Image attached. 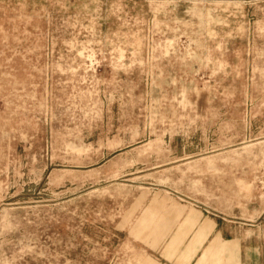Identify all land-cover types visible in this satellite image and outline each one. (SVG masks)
Instances as JSON below:
<instances>
[{
  "label": "rangeland",
  "instance_id": "obj_1",
  "mask_svg": "<svg viewBox=\"0 0 264 264\" xmlns=\"http://www.w3.org/2000/svg\"><path fill=\"white\" fill-rule=\"evenodd\" d=\"M246 230L264 0H0V264H220Z\"/></svg>",
  "mask_w": 264,
  "mask_h": 264
},
{
  "label": "crops",
  "instance_id": "obj_2",
  "mask_svg": "<svg viewBox=\"0 0 264 264\" xmlns=\"http://www.w3.org/2000/svg\"><path fill=\"white\" fill-rule=\"evenodd\" d=\"M220 239V264H264V234L234 231L230 240L225 236Z\"/></svg>",
  "mask_w": 264,
  "mask_h": 264
}]
</instances>
